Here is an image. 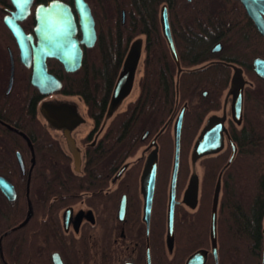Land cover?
Returning a JSON list of instances; mask_svg holds the SVG:
<instances>
[{"label": "flooded vegetation", "instance_id": "af4514ba", "mask_svg": "<svg viewBox=\"0 0 264 264\" xmlns=\"http://www.w3.org/2000/svg\"><path fill=\"white\" fill-rule=\"evenodd\" d=\"M49 1L51 0H32L29 14L18 21L24 33L32 36V41L28 40L31 51L37 43L33 31L35 9ZM61 1L73 7V0ZM173 1L175 2L173 5L169 1H164L159 9L160 21L161 8L163 6L166 8L171 38L178 58L177 61L172 55L161 29L171 64H174L175 68L174 73L168 74L167 79H172L176 83L184 75L185 80H196L200 82L201 87L199 96L192 102L188 99L180 102V96L178 97L176 94L168 116L159 127L153 130L148 125L149 114L141 110L147 105L146 96L139 94L138 90L136 94L133 93L136 81L138 83L142 76L145 36H138L129 41L115 78L114 85L123 68L122 89L128 85L131 79L133 80L129 94L123 96L115 108L109 111L111 93L105 110L91 112L88 110L84 98L61 92L62 86L58 92L43 95L31 85L33 60L28 65L22 62L17 40L4 23V18L10 16L15 8L11 0H0V25L2 27L0 30V100L2 101L3 98L13 93L19 103V109L12 111V115L17 116V122L3 119L4 105L0 103V127L20 136L27 148L31 147L30 140L21 129L25 116L22 106L28 83L39 95L35 106L36 118L41 124H44L55 146V156L49 159L51 166L49 174H42L43 170H46L42 160H35L33 157L25 159L19 150L15 151V165L20 176L28 180L30 174L35 171L37 178L35 191L37 217L34 224L35 229L31 232L34 234L33 264H180L184 254L178 257L177 252H185L184 244L192 241L195 244L200 243L199 212L203 174L201 161L207 157H218L224 160L218 169V177L231 155L234 153L230 163L235 159L239 146L243 144V140L248 134L249 123L246 117V108L250 104L255 106L256 93L264 90V74L257 72L254 63L256 59L264 60V36L257 30L254 21L240 0H209L208 2L201 0L202 3L208 5V9L212 13L208 16L194 12V10L200 11L198 0H183L178 5H176V0ZM185 2L193 10V13L188 16L189 20L202 23L199 27L207 29L209 25L211 27L213 24L212 20L218 19L236 21L240 22L242 27L241 34L236 36V31L229 32L224 38L221 37L211 43L208 54L203 58L195 62L183 63L179 56L176 38L180 37V30L183 28L180 23L187 17L181 12L183 11L181 5H184ZM262 5L260 13L264 20V2ZM225 6L241 9V14L219 15V12L225 10ZM123 18L124 14L122 13V21ZM170 18H173V29ZM75 19H77L76 14ZM95 31L96 40L91 48L95 46L99 36L96 22ZM77 37L80 38L79 32ZM204 37L202 36V38ZM135 41L140 42L141 45L139 59L133 68L130 65L124 67L127 54ZM136 46L139 45H135V49ZM91 48L82 47L83 55L87 49ZM237 49L244 53L245 56L242 59L235 56L234 51ZM132 53L134 54V52ZM49 60L52 59L46 60L48 73L61 81L55 73L50 71ZM164 66L169 71V62L164 63ZM133 69L134 74L132 73ZM63 71L65 70L63 69ZM197 72L200 73V76L188 79L187 76L195 75ZM11 76L13 80L11 88H9ZM211 84L223 87L212 88ZM239 92L242 97V105L238 115L234 103ZM52 96L80 99L79 101L84 104L86 110H77L69 101H48ZM138 100H142V102ZM46 103L57 109L42 110L43 104ZM193 109H195L193 120H189L187 123V116L192 114ZM181 110L183 118L179 166L175 182L173 232L169 233L167 214L174 156V131ZM124 124L125 127L122 128ZM184 130L195 133L186 156H182V133ZM206 131L211 132L207 147L214 150L210 154L193 159V147L201 134ZM136 137L137 142L139 141L136 151L131 155L122 156V139L133 142ZM169 141L170 150L167 154L164 151L168 149ZM17 152L21 156L23 170L19 165ZM155 156L157 162L155 189L147 223L144 214L143 170L149 160ZM3 163L0 161V176L11 182L4 174L6 170ZM200 170L201 174L199 175ZM44 177L48 181H43ZM194 185H196V191ZM46 191L49 192L50 199L43 201L42 196ZM0 194L9 201L1 191ZM24 194H27V189ZM16 198L17 193L13 201ZM29 205L31 203H28L24 219L19 225L0 233V264H21L20 259H15L14 255L10 253L14 252L18 246L30 245V242H25L26 233L23 231L22 238L17 239L18 246L14 244L15 241L3 244V237L26 224L24 220ZM31 209L33 212L32 205ZM43 209L51 210L49 231L44 230L47 223L44 218L46 212L43 213ZM7 231L9 232L6 233ZM21 240L22 243H20ZM195 254L196 256L191 258ZM30 261L28 258L26 262L30 263ZM211 263L215 264L209 219L205 246L191 250L183 258L181 264Z\"/></svg>", "mask_w": 264, "mask_h": 264}, {"label": "trees", "instance_id": "16d2710c", "mask_svg": "<svg viewBox=\"0 0 264 264\" xmlns=\"http://www.w3.org/2000/svg\"><path fill=\"white\" fill-rule=\"evenodd\" d=\"M86 1L95 18L99 32L98 40L93 48L85 51L81 67L74 73H66L58 61L49 60L50 71L62 81L61 92L81 96L91 112L105 110L129 41L138 36H145L142 76L138 80L137 87L139 94L146 96L147 105L141 110L149 114L148 125L153 130L161 125L172 109L176 94L178 97L180 96V102L185 99L192 102L199 96L200 82L187 81L184 75L176 83L172 79H167L168 74L174 73L175 68L174 64H171L168 49L161 33L159 9L164 1H169L173 5L175 3L173 0ZM181 1L183 0H176V5ZM198 1L200 11L194 10V12L211 15L208 5L202 3L201 0ZM181 6L183 9L181 12L187 17L180 23L183 28L180 30V37L176 40L179 56L183 63L187 64L203 58L208 54L210 44L221 37L224 38L227 33L236 31V36L241 34L242 27L240 22L236 21L218 19L212 20L213 24L211 27L208 24L207 29L199 27L202 23L189 20L188 16L193 13L190 5L185 2ZM224 9L218 14H241V9L237 10L232 6H225ZM122 13L124 14L123 21ZM170 19L173 29V18ZM237 25L240 27H235ZM0 30H2L1 25ZM202 36L205 37L202 38ZM238 49L234 51L235 56L242 59L245 55ZM228 56L232 55L228 54ZM166 62H169V71L164 66ZM198 76H200L199 72L187 77L189 79ZM211 87L222 88L223 86L211 84ZM38 97L37 91L27 83L22 106V110L25 112L24 124L21 129L30 140L31 147L27 148L20 136L0 127V161L4 162L6 170L4 174L13 183L17 193V198L13 202L7 201L0 194V233L19 225L24 219L28 203H31L33 208L32 215L24 226L18 227L14 232L3 237V244L15 241L14 244L18 246L17 239L22 238L23 231L26 233L25 242H30V245L16 246L17 249L10 253L14 255L15 259H20L21 264L27 263L28 258L31 261L27 264H33L34 259V234L31 232L35 229L34 224L37 217L35 197L37 178L35 171L30 174L28 180L20 176L15 165V151L19 150L25 159L33 157L35 160H42L44 169H46L42 174L50 173L49 159L55 156L54 141L44 124H41L35 115ZM138 101L142 102V100ZM0 103L5 108H3V119L17 122V116L12 115L13 109L16 111L19 109V103L14 94L3 98ZM254 103L255 106L250 104L246 108V117L249 122L248 134L244 138L243 144L239 146L235 159L221 174L216 211V246L219 264H262L264 250V90L256 93ZM194 112L195 109L192 110L191 115L187 116V123L189 120H193ZM111 126L113 125L111 124ZM194 134V132L186 130L182 133V156L187 155ZM131 142L122 139V156L131 155L136 151L139 144L137 137L135 141ZM169 147L170 141L168 149H165L164 153H169ZM223 161L218 157H207L201 161L203 174L199 212L200 243L195 244L192 241L184 244L185 252H177L178 257L184 254L180 264L191 250L205 246L217 173ZM182 165L184 166V164ZM42 180L48 181L45 177ZM25 189H27L26 195L24 194ZM42 198L43 201L50 199L49 192H44ZM42 211L46 212L44 218L47 226L44 227V230L49 231L51 210L43 209Z\"/></svg>", "mask_w": 264, "mask_h": 264}, {"label": "water", "instance_id": "95a60500", "mask_svg": "<svg viewBox=\"0 0 264 264\" xmlns=\"http://www.w3.org/2000/svg\"><path fill=\"white\" fill-rule=\"evenodd\" d=\"M246 9L249 16L254 21L257 30L264 36V20L261 16L262 2L264 0H240ZM15 11L4 18V23L10 30L11 34L17 40L20 48V57L22 62L29 64L33 60V69L30 83L36 88L41 94L48 95L58 92L61 89V81L54 75L48 73L47 70V59L57 60L66 72H74L81 66L83 49L91 48L96 40L95 22L91 12L89 4L85 0H73V7L66 2L61 0H51L46 4H41L35 9V26L33 28L34 34L37 38V43L33 46L32 51L28 45V40L32 41V36L26 35L22 28L19 26L18 21L24 19L30 12L32 0H11ZM75 14L77 19H75ZM160 24L163 35L165 36L169 45L170 51L174 58L178 61L177 54L171 38L167 11L165 6L161 8L160 13ZM78 32L80 38L77 37ZM137 48L135 49L134 46ZM140 42H134L125 59V65H133L137 63L140 56ZM134 52V54L132 53ZM128 63V64H126ZM256 70L259 74H264V60L256 59ZM124 69L122 68L121 73L117 82L114 85L112 92V99L109 105V111L113 110L117 103L123 96L129 94L132 88L133 80L131 79L128 85L123 88V81L121 75ZM134 74V69L132 71ZM12 76L9 82V88L12 85ZM241 93L239 92L235 97V110L237 114H240ZM46 105V106H45ZM57 109L53 108L50 104H43L42 110ZM183 110V109H182ZM181 110L177 119L174 131V156L172 166V178L171 187L169 192V203H168V214L167 223L169 233L173 232V221H174V205H175V182L178 174L179 166V152H180V138L182 128L183 111ZM210 131H206L201 134L197 139L192 155L193 159H197L204 154H210L214 149H208L207 145L210 140ZM234 154V153H233ZM231 155L227 164L221 169L217 177V183L214 190V197L211 206L210 213V238L212 244V253L214 263L218 264L217 246H216V211H217V196L219 191V184L221 174L230 163L233 158ZM17 159L21 169L23 170V163L20 154L17 152ZM157 172L156 156L149 160L148 164L145 165L143 170L144 177V207H145V220L148 223L149 215L151 211L155 180ZM196 191V185H194ZM0 191L9 200L13 201L16 197L14 186L6 178L0 176ZM32 214L31 205L26 215L24 222H27ZM7 231L6 233H8ZM192 256L191 258L195 257ZM190 258V259H191ZM189 259V260H190ZM188 260V261H189ZM262 264H264V250L262 253Z\"/></svg>", "mask_w": 264, "mask_h": 264}, {"label": "rangeland", "instance_id": "374dc122", "mask_svg": "<svg viewBox=\"0 0 264 264\" xmlns=\"http://www.w3.org/2000/svg\"><path fill=\"white\" fill-rule=\"evenodd\" d=\"M137 90H138V87H137V81H136V83L134 85V91H133V93L136 94L137 93ZM53 100H58V101H61L62 100V101H65V102L69 101L70 103H72L76 107L77 110H79V111L86 110L84 104L79 101L80 99L78 100L77 98H71V97L56 98V97L52 96V97H50L48 99V101H53ZM200 174H201V170H200L199 175Z\"/></svg>", "mask_w": 264, "mask_h": 264}]
</instances>
